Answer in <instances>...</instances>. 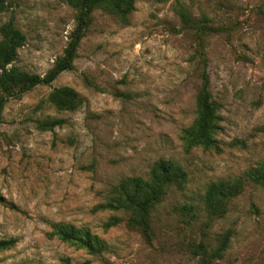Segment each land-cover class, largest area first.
Here are the masks:
<instances>
[{"label": "rangeland", "instance_id": "374dc122", "mask_svg": "<svg viewBox=\"0 0 264 264\" xmlns=\"http://www.w3.org/2000/svg\"><path fill=\"white\" fill-rule=\"evenodd\" d=\"M0 27L12 21L25 36L6 68L44 75L70 41L75 9L66 0H0ZM180 14L186 16V20ZM203 16L205 69L217 105L218 150H186L182 130L196 115L204 64L194 25ZM1 38V34H0ZM1 72V69H0ZM68 86L83 98L73 110L48 94ZM0 264H200L201 244L226 249L210 264H264V188L247 176L264 163V0H134L123 24L96 9L79 41L73 68L49 84L14 95L0 92ZM60 120L52 129L38 121ZM171 159L187 172L152 212V239L118 211L100 210L112 185L147 177L154 161ZM241 177L226 213L209 218L210 183ZM193 205L185 217L182 205ZM86 225L105 248L91 254L52 234L53 224Z\"/></svg>", "mask_w": 264, "mask_h": 264}, {"label": "trees", "instance_id": "16d2710c", "mask_svg": "<svg viewBox=\"0 0 264 264\" xmlns=\"http://www.w3.org/2000/svg\"><path fill=\"white\" fill-rule=\"evenodd\" d=\"M75 11L76 25L71 33L70 41L64 53L55 64L44 74L30 73L15 66L6 68L15 59L17 50L24 44V34L16 28L12 21L0 27V92L5 95L23 93L35 85L51 83L60 72L73 68V60L79 41L88 27L92 13L100 9L116 16L120 22L127 24L129 14L134 9V0H66ZM2 6V5H0ZM186 20L184 14H180ZM208 17L203 16L194 25V37L198 41L196 54L204 64L200 74L201 85L196 94V115L192 124L182 130L181 139L186 150L201 147L203 150H218L215 133L219 129L217 105L210 91V78L205 69V54L203 52L202 34L216 33L218 27L207 24ZM187 21V20H186ZM47 100L61 110H73L78 107L83 98L71 87H54L48 94ZM2 103L0 102V111ZM61 121L47 118L38 121L41 129H52ZM247 176L254 183L264 188V163H259L247 172ZM187 183V172L171 159L159 158L149 169L147 177L128 176L112 185L104 201L96 206L100 210L118 211L123 216L112 215L104 223L107 228L124 220L129 227L137 228L147 240L152 239V212L164 199L170 188L182 190ZM244 181L237 176L228 180L213 181L208 185L203 196L204 208L209 218L220 217L226 213L231 198L235 197L243 187ZM179 211L185 217L195 216L193 205H182ZM52 234L61 241L71 243L78 248L85 249L91 254L103 251L105 244L86 225L74 226L71 223L57 222L53 224ZM229 240L228 234L222 239L218 247L208 251L204 245L193 250L200 255V264H210L215 258L221 257ZM15 239L1 238L0 251L11 248ZM61 264H69L63 259Z\"/></svg>", "mask_w": 264, "mask_h": 264}]
</instances>
